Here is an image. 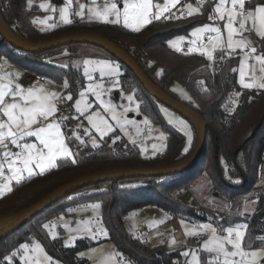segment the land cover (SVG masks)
I'll return each instance as SVG.
<instances>
[{
  "label": "trees",
  "instance_id": "trees-1",
  "mask_svg": "<svg viewBox=\"0 0 264 264\" xmlns=\"http://www.w3.org/2000/svg\"><path fill=\"white\" fill-rule=\"evenodd\" d=\"M262 4L264 5V0H251L246 6L254 8ZM0 9L12 30L31 42L47 41L77 33H94L109 39L124 49L151 81L170 96L177 98L171 85L174 82L180 83L190 96L187 104L209 125L203 153L191 170L165 177L107 181L79 189L2 238L0 264H18L17 261L8 263L6 257L13 256L20 245L31 240L39 241L48 256L59 264H89L88 260L78 254L93 243L77 240L73 247H64L61 238L63 230L55 225V221L72 216L74 210L93 205H99L101 209L100 219L107 233L106 240L113 243L117 255L129 264H183L184 256L181 253L185 247L168 251L164 245L149 246L127 228L126 216L146 206L155 207L172 219L216 222L217 217L221 215V224L243 222L249 225L246 237L251 235L254 241L252 249L261 247L264 243V186H253L263 172L264 165V89H245L238 85L237 56L227 57L217 52L210 66L203 55L194 52L185 55L187 51H174L167 44L172 37L185 35L193 27L207 22L211 4L205 7L201 15L154 20L137 33L121 26L90 21H73L66 26H56L52 31H39L30 21L29 16L34 9L27 7V0H0ZM251 40L257 48V54L264 53V41L254 35H251ZM78 48L96 50L101 54L99 57L117 61L99 47L87 44L65 45L40 53L24 52L15 49L0 36V58L9 57L17 67L44 79L45 74L57 80L64 76L68 82L67 92L72 96L83 86V74L72 66L60 68L51 64L50 60H56L60 56L50 58L49 55L63 51L62 56L71 60L78 57ZM119 65L121 89L133 92L140 112L147 114L152 123L164 131L167 142L165 152L146 158L141 155L135 144L128 142L118 131L105 136L98 146L91 147L86 142L82 143L73 138L69 125H62L72 158L57 159L56 166L46 170L43 175L37 173L21 180L19 184L14 183L12 190L0 197V217L33 204L47 193L79 176L118 168L168 165L182 161L190 155L195 145L193 128L191 127L193 141L185 154L184 135L163 121L159 103L125 65L120 62ZM201 81L204 83H200ZM233 102L236 104L233 105ZM223 108L226 110L227 124L221 120L224 117ZM215 145L218 163L215 159ZM209 150L211 153H208ZM73 158L76 160L75 164L72 163ZM200 167H203L212 179L211 197L224 201L225 208L212 209L176 197L175 192L178 189L189 190ZM248 201L255 204V209L251 214H243L242 208ZM69 209L73 211L69 212ZM45 224L49 225L47 229L43 227ZM53 225L60 234L56 239H52L48 231ZM199 239H186L183 246L199 249ZM199 256L202 264H208V253L199 251Z\"/></svg>",
  "mask_w": 264,
  "mask_h": 264
},
{
  "label": "rangeland",
  "instance_id": "rangeland-1",
  "mask_svg": "<svg viewBox=\"0 0 264 264\" xmlns=\"http://www.w3.org/2000/svg\"><path fill=\"white\" fill-rule=\"evenodd\" d=\"M31 7L29 6V0H27V7L30 9H34L30 14V21L32 25L39 31H52L56 28V24H59L60 26H66L68 24H65L63 20L60 18V9L62 7L66 6V0H30ZM109 0H98L96 4L92 3V0H72V4L68 6V19L72 23L73 21L78 22H95L99 24H109V25H117L121 26L124 29H126L123 26V19L121 18L119 24H113L111 21L115 19L114 15L109 16V22L104 23L100 19L96 18L95 16H92L88 12V8H94L96 11H103L105 4L108 3ZM164 0H153V3H163ZM217 2V0L211 1V12L210 14L215 15L213 11L214 3ZM83 3L85 4L84 9V16L83 19L79 16H77L75 13L80 10L79 5ZM246 0V4H247ZM45 4L48 5L46 9H41L39 5ZM191 4L193 7L198 8L199 11L194 12L191 16H188L187 12V5ZM263 5V4H262ZM229 4L226 5V7H230ZM55 7V11L52 10V8ZM118 7H122V0H118ZM206 5L203 6H197L194 4L193 0H180V3L177 4L175 8L171 9V15H173L174 18H179L182 15H185V18L188 17H195L198 15H201L203 10L205 9ZM248 10H254V8L246 6ZM155 11V9H153ZM165 16H169V13H165ZM51 17V19H49ZM164 18V17H162ZM161 18V19H162ZM227 19V16H225V20ZM33 21H37L36 23H33ZM40 21H44V23H40ZM154 21V20H153ZM224 21H220L217 17L214 21H210L208 19L207 22L197 25L193 27L187 34L185 35H177L172 37L168 40L167 44L169 46V42H176L182 51V46L184 43H188L189 47H199L200 41L197 40L195 45L190 44L189 42L192 40H196V37H193L191 33L198 27H203L205 25L212 26V27H220L221 28V34L223 38V42L226 46L227 42V33L223 28ZM54 25V26H53ZM147 26V25H146ZM146 26L142 27L139 31L143 30ZM238 26V25H237ZM246 26L251 29L252 23L251 21H248L246 23ZM128 31L137 33L139 31H132L130 28L126 29ZM209 34H204V43L207 44V36ZM212 35H215L214 33ZM245 36H247L249 39H251V35H254L255 37L259 38L254 31H249L244 33ZM184 37V39L181 41L179 38ZM211 47V45H209ZM171 48V47H169ZM172 50L176 51L174 48H171ZM78 53V57L74 59H68L66 57H63V51H57L49 55L50 58L59 57L58 59L50 60L49 62L51 64L57 65L60 68H67L68 66H72L79 69L81 73L84 76L85 82L83 86L78 88L75 95L72 96L67 92L68 87H64L65 81L67 79L64 76H61L60 79H55L51 75L45 74V83L41 84L38 81H35L34 79V73L30 71H26L24 69H21L14 65L11 62V59L9 57H2L0 58V77L3 79L0 80V83L8 84L11 83V86L13 90H15V85L19 84L23 89L27 90L29 88H43L46 93L51 94L55 93L57 99L53 102L55 103V106L57 108V111L55 114L48 118V120H40L39 123L33 125V129L46 126L48 123H51L55 121L60 125V132L64 136L63 127L62 125H69L70 133L73 138H75L77 141L86 142L91 147H96L100 144V136L96 129L92 127V125L88 122V117L92 116L94 120H99L101 118L107 120L108 124L111 125L112 130L107 132L108 136L114 131H118L122 137H124L128 142L135 144L139 150L142 156L146 158H150L156 155H160L165 152L167 148V142H166V134L164 131L160 128V126L155 125L152 123L151 119L147 114H142L139 110V104L137 100L135 99L133 92L123 90L120 87L119 83V76L121 73L119 62L99 57L101 54L96 51L89 48H78L76 49ZM225 51H228L225 48ZM247 51V49H245ZM219 52L225 55V52L220 51L219 48H217L213 52V57L215 58V54ZM197 54H200L199 52H194ZM257 53L253 54L256 55ZM201 55V54H200ZM97 56V57H92ZM227 57L229 56H237L238 57V65L236 68V80L240 87L241 84L239 83L240 79V71H241V61L244 59H247L248 66L244 68V71L246 72L245 75V81L248 82L251 77V65L256 64L255 60L252 58H246L244 53L240 51V49H236L235 52H232L231 55H225ZM205 57V56H204ZM207 59V57H206ZM91 61V64L87 66V75L85 74L86 66L84 64V61ZM208 60V59H207ZM213 60H208V63L210 66L213 64ZM107 64L110 67H104V65ZM261 75H264V73H261L259 71V65L256 64V76L259 78ZM89 76L91 79H89ZM106 83L108 86H106ZM68 84V82H67ZM97 85H99V89L94 91L91 89H96ZM243 88V87H242ZM172 91L176 94L178 100L187 103L190 100V96L188 92L185 90V88L178 82H174L171 85ZM256 90H261L259 88H251ZM83 92V97L80 95V93ZM97 94H99V99H97ZM71 95L72 99L68 100L67 96ZM131 95L133 97V101L127 100V96ZM187 97V98H185ZM239 95H236V98H238ZM18 99V98H17ZM6 102L11 103L12 98L10 96L5 98ZM80 101V111L76 108V102ZM60 101H66L70 108L72 109L75 114L73 115H67V113L62 110L60 107L56 105L57 102ZM101 101L105 105H111L115 111L116 119L114 120L112 118L113 112L112 111H106L104 107H101ZM22 103V101H21ZM235 105L236 103L233 102ZM125 108H128V111H125ZM159 108L163 115V121L170 125L173 130L180 132L184 135L185 141H184V147H188L190 149L191 144H188V139L186 132H190L192 136L193 141V132L190 124L186 122L181 116L173 112L172 110L168 109L167 107L163 106L159 103ZM81 111L84 113L81 115ZM0 119L6 120V117L2 116V113H0ZM117 120L120 121L119 124H117ZM148 120L149 123L145 124L144 121ZM171 121V123L169 122ZM179 121H183L185 124H187V129H183V126L179 123ZM70 122V123H69ZM69 123V124H67ZM103 128L104 125H101ZM75 133V135H74ZM163 135V139H157V137ZM77 136L79 139H77ZM104 136V137H105ZM103 137V138H104ZM93 141H95V146H93ZM37 143L38 147H41L38 142L36 141L35 137H26L25 140H22L21 143ZM155 144L157 147L156 149H153L152 145ZM65 145L68 147L69 151L70 147L66 143ZM9 148L11 151L16 152L19 151L18 148H15L12 145H9ZM141 148L146 149L143 153L141 152ZM3 149L0 148V152H2ZM208 153H211L209 150ZM60 158H72L71 157H60ZM58 158V159H60ZM3 160V157L0 156V161ZM33 170L36 173H39V169H36L33 165ZM5 175H10V173L7 172V169H5ZM23 179L28 178L27 173L23 174ZM194 180L192 184L190 185L189 190L187 189H178L175 192V195L177 198H179L182 201H193L194 204L199 203L202 206L210 207L212 209L215 208H225V202L221 200H214L211 197L212 194V179L206 174V172L203 170V167H200L196 175L194 176ZM22 179V180H23ZM6 181L3 178H0V185L4 184ZM16 183L15 181H12L11 188L13 184ZM264 186V165H263V172L260 174L259 178L257 179V182L253 187L257 186ZM7 190L0 193V197L4 194H6ZM193 198V199H192ZM91 208V207H90ZM255 209V204L251 201H248L244 204L242 208L241 213L251 214L253 213ZM211 217V216H210ZM221 215L217 217L216 222L214 221H203V222H191L186 220H180L177 219L174 227L172 229H168L166 233L163 236V239H160L159 245H164L168 251H175L185 244H182L181 237L183 236L184 239H191V238H200V247L197 248H187L184 251H188L190 254L189 256L185 257L183 260V264H186L187 261H190L192 259L191 252L193 250L197 253V260L200 261L199 251H203L205 253H208L206 250H204L203 245L204 243L211 237V232L207 230H203L199 228V225L202 224H211L213 227H217V222L220 223ZM125 223L127 227H130V231L134 234L136 232H139L142 227H146V232L148 230H153V228L156 226L155 221L147 216L145 212L141 209L136 210L134 212L129 213L126 216ZM236 224H245L243 222H239ZM56 226H60V228L63 230V234L61 235L62 243L64 247H73L77 240H87L93 243V245L89 246L88 248L82 250L79 252L78 256L81 258H84L88 260L89 264H129L128 261L124 262V259L120 258L114 248L113 243L106 240L107 239V233L104 228V226L101 223L100 216L98 217H79V215L75 216H69L67 218L62 217L59 218L57 221H55ZM53 225L48 231L50 234V237L52 239H56L60 237L59 232L57 231ZM225 227L230 226L228 224H221ZM235 225V224H232ZM91 229V232L86 231V229ZM102 229V232L100 231ZM195 230L197 231V236H188L185 235V232L188 230ZM202 233V235L200 234ZM95 234V235H93ZM141 235L140 233H138ZM225 234V233H224ZM223 234V235H224ZM180 237V238H179ZM180 239V240H179ZM175 240V243H172L170 245V241ZM27 244L28 250L25 251L19 247V249L13 254V256L7 257L6 261L8 263H13L14 261H17L18 264H23L21 257H27L31 256L33 257L34 261L37 262V264H59L57 261L53 260H46L44 259L43 254L35 253L32 251V248L35 244H40L43 248L42 244L39 241L31 240ZM68 246H65V245ZM23 245V244H22ZM229 250H231L230 246ZM44 249V248H43ZM255 250V249H254ZM44 253H46L44 249ZM210 255V260H213L215 253H208ZM48 256V254H47ZM111 258V260H109ZM223 257H221V260ZM180 264V263H178Z\"/></svg>",
  "mask_w": 264,
  "mask_h": 264
},
{
  "label": "snow or ice",
  "instance_id": "snow-or-ice-1",
  "mask_svg": "<svg viewBox=\"0 0 264 264\" xmlns=\"http://www.w3.org/2000/svg\"><path fill=\"white\" fill-rule=\"evenodd\" d=\"M98 0H92L93 4H96ZM230 2V7H226ZM250 4L251 0H247ZM180 0H164L163 3H153V0H122V7H118V0H109L105 4L103 11H96L94 8H88L90 15L95 16L104 23L109 22V16L114 15L115 19L111 21L113 24H119L121 18L123 19V26L132 31H139L142 27L151 24L153 20H160L162 17L165 19H171V9L175 8ZM198 3L203 6L205 0H198ZM72 4V0H66V6L60 9V18L65 24L70 23L68 19V6ZM29 6L31 2L29 0ZM85 4L79 5L80 10L75 14L83 19ZM41 9H46L48 5H39ZM155 9V11H153ZM188 16H191L194 12L199 11L198 8L193 7L191 4L187 5ZM55 11V7L52 8ZM213 11L215 15L209 14L208 19L214 21L217 17L220 21H224L223 28L227 33L226 46L223 42L221 28L205 25L203 27L196 28L191 35L196 37V40H192L189 43L196 44L199 40V47H189L185 55L193 52H199L201 55L207 57L208 60H213V52L219 48L220 51L225 52V55H231L236 49H240L244 53L246 58H252L256 64L259 65V71L264 73V53H257V48L253 46V41L244 35L245 32L254 31L255 34L264 41V5H257L254 10H248L246 7V0H217L214 3ZM165 13H169V16H165ZM225 16L227 19L225 20ZM51 19V17H49ZM251 21L252 27L249 29L246 23ZM37 21H33L36 23ZM44 23V21H40ZM238 25V26H237ZM54 26V25H53ZM208 33L207 44L204 43V34ZM215 35H212V34ZM181 41L184 37L179 38ZM211 45V47H209ZM169 47L174 48L177 52L181 51V48L176 42H169ZM225 48L228 51H225ZM247 49V51H245ZM223 59V56L221 57ZM86 66L85 74L87 75V66L91 64V61H84ZM256 64L251 65V77L248 82L245 81L246 72L244 68L248 66L247 59L241 61V71L239 83L245 89L259 88L264 89V75L259 78L256 76ZM104 67H110L105 64ZM3 78L0 77V80ZM89 79L91 77L89 76ZM200 83H204L201 81ZM64 87H68L67 81H65ZM99 85L96 89L98 90ZM80 95L83 97L84 93ZM10 96L12 98L11 103L6 102L5 98ZM18 98V99H17ZM187 98V97H185ZM56 94H48L43 88H29L23 89L19 84L15 85L13 90L11 83H0V113L6 120L0 119V148L3 149L0 152V156L3 160L0 161V178H3L6 182L0 185V193L5 190L11 191L12 181L17 184L24 178L23 174L27 173L28 177L35 174L33 165L36 169H39V174L43 175L46 170H49L56 166V161L60 157H71L72 153L65 145V138L60 132V125L55 121L48 123L46 126H41L33 129V125L40 122V120H48L57 111L55 103ZM68 100L72 99V96H67ZM99 99V94H97ZM127 100L133 101L131 95L127 96ZM22 101V103H21ZM101 107H104L106 111H112V118L116 119V114L111 105H105L101 101ZM76 108L80 111V101L76 102ZM125 108V111H128ZM84 113L81 111V115ZM88 122L92 127L96 129L101 139L107 135L108 131H111V125L107 120L101 118L94 120L92 116L88 117ZM120 123L119 120L116 121ZM171 123V121H169ZM145 124L149 121L145 120ZM183 126V129H187V124L183 121H179ZM101 125H104L102 128ZM75 135V133H74ZM188 144L192 142V136L190 132H186ZM26 137H35L36 141L41 147L37 146V143H21ZM163 135L157 137V139H163ZM77 139L79 137L77 136ZM83 143V141H81ZM9 145L18 148L19 151L13 152L9 148ZM95 146V141H93ZM153 149H156V145H152ZM146 149L141 148L143 153ZM188 147L183 149V153L188 152ZM72 163L75 164L76 160L73 158ZM5 169L10 175H5ZM93 208H99V205H93ZM72 212L73 209H69ZM157 223H163V220L157 221ZM44 228H48L49 225H43ZM200 229L211 232V237L204 243L203 248L208 253H215L213 260L208 261V264H264V243H262L259 249H252L253 239L251 235L246 237V230L249 228L247 224H235L225 227L224 225L217 223V227H213L211 224L199 225ZM91 232V229H86ZM102 232V229H100ZM220 233H225L221 235ZM202 235V233H200ZM95 235V234H93ZM188 236H197V231L188 230L185 232ZM259 239V238H256ZM170 245L175 243V240L169 242ZM247 245L246 247L244 245ZM65 246H68L67 244ZM231 250H229V247ZM28 245H20V248L27 251ZM35 253L43 254L44 259L51 260L50 256L44 253V249L40 244H35L32 248ZM188 251H184L181 255L189 256ZM192 259L187 261L186 264H202L197 260V253L195 250L191 252ZM221 257L223 259L221 260ZM7 259V257H6ZM23 264H37L33 257H21ZM111 260V258H109Z\"/></svg>",
  "mask_w": 264,
  "mask_h": 264
},
{
  "label": "water",
  "instance_id": "water-1",
  "mask_svg": "<svg viewBox=\"0 0 264 264\" xmlns=\"http://www.w3.org/2000/svg\"><path fill=\"white\" fill-rule=\"evenodd\" d=\"M0 36L15 49L29 53H40L42 51H48L71 44H87L99 47L109 55L113 56L118 62L125 65L134 74L144 89L158 103L181 116L190 124L195 133L194 148L190 155L182 161L168 165H158L152 167L110 169L79 176L47 193L33 204L21 210L1 216L0 240L21 228L30 219L57 201L84 187L121 179L171 176L178 173L187 172L196 166L204 150L206 131L209 127L208 123L190 105L170 96L154 82H152L151 79L145 74L144 70L138 65V63L116 43L94 33H77L61 36L47 41L31 42L23 39L12 30V28L4 20L1 9ZM215 159L216 163H218L216 145Z\"/></svg>",
  "mask_w": 264,
  "mask_h": 264
},
{
  "label": "crops",
  "instance_id": "crops-1",
  "mask_svg": "<svg viewBox=\"0 0 264 264\" xmlns=\"http://www.w3.org/2000/svg\"><path fill=\"white\" fill-rule=\"evenodd\" d=\"M34 79L35 81H38L41 84H44L46 80H44L43 82L37 80L35 78L34 75ZM141 210H143L145 212V214L147 216H149L152 221H155V227L153 228V230H148L146 232V227H142V229L139 230V232H136V235L138 233H140L141 235L138 234V238L143 242L146 243L149 246H154V245H159L157 243V241H159L160 239H163L162 233L163 235L166 233V231H168V229H172L176 223L177 219H172L170 218L168 215H166L164 212H162L161 210L155 208V207H151V206H146L144 208H142ZM75 215H79V217H98L101 215V209L99 208H93V207H88V208H81V209H77L74 210L72 212V216ZM163 220V223H157V221ZM127 226V225H126ZM130 230V227H127ZM180 238V237H179ZM182 240V244L184 243V241L186 239L183 238V236L181 237ZM180 240V239H179ZM183 247V246H182ZM172 264H178L177 262H173Z\"/></svg>",
  "mask_w": 264,
  "mask_h": 264
},
{
  "label": "built area",
  "instance_id": "built-area-1",
  "mask_svg": "<svg viewBox=\"0 0 264 264\" xmlns=\"http://www.w3.org/2000/svg\"><path fill=\"white\" fill-rule=\"evenodd\" d=\"M212 0H205V5H209L211 3ZM194 4L197 5V6H201L199 3H198V0H193ZM173 16V15H172ZM174 18V17H173ZM181 18H185V15H182ZM56 26H60L59 24H56ZM182 51H187V49L189 48V44L188 43H184L183 46H182ZM229 57H232V56H229ZM35 78L41 82H43L45 79L41 76H35ZM106 86H108V84L106 83ZM56 105L58 107H60L62 110H64L67 115H73L75 114V112L72 111V109L70 108V106L66 103V101H60V102H57ZM222 113L224 114V117L221 118L222 121H224L226 124L228 122L227 118H226V110L223 108L222 109ZM221 235H223L224 233H220ZM138 236V234H137Z\"/></svg>",
  "mask_w": 264,
  "mask_h": 264
}]
</instances>
